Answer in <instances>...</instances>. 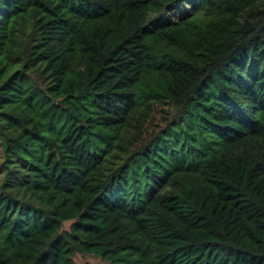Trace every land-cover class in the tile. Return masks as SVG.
Returning a JSON list of instances; mask_svg holds the SVG:
<instances>
[{"label": "trees", "instance_id": "16d2710c", "mask_svg": "<svg viewBox=\"0 0 264 264\" xmlns=\"http://www.w3.org/2000/svg\"><path fill=\"white\" fill-rule=\"evenodd\" d=\"M0 153V264H264V0H0Z\"/></svg>", "mask_w": 264, "mask_h": 264}, {"label": "rangeland", "instance_id": "374dc122", "mask_svg": "<svg viewBox=\"0 0 264 264\" xmlns=\"http://www.w3.org/2000/svg\"><path fill=\"white\" fill-rule=\"evenodd\" d=\"M187 11V8H185L183 5L179 4L177 5L176 9L171 12L169 10L163 11L160 14L152 15L151 16V22L153 25H161L165 24L171 20L179 19L182 15H184ZM1 153H0V163H1ZM2 176V172L0 170V179ZM70 224V222H65V227H67ZM79 263H85L87 262H93L98 264L99 260L94 256H78L76 259Z\"/></svg>", "mask_w": 264, "mask_h": 264}]
</instances>
